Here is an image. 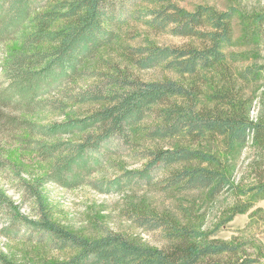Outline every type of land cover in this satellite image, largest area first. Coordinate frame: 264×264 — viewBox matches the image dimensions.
<instances>
[{"label": "trees", "instance_id": "obj_1", "mask_svg": "<svg viewBox=\"0 0 264 264\" xmlns=\"http://www.w3.org/2000/svg\"><path fill=\"white\" fill-rule=\"evenodd\" d=\"M139 3L155 6L140 10ZM236 13L235 8L219 11L203 4L189 11L166 0H0V47L17 41V47L8 48L0 63V177L21 197L20 202L14 201L0 186V210L7 219L0 236L73 251L62 260L23 263L10 260L0 251V264L258 261L241 240H224L215 237L214 231H203L196 216L192 218L196 222L183 223L168 213L137 208L129 211L127 215L138 227L162 232L169 240L163 247L109 230L94 237L83 236L53 220L42 192L48 183L68 189L88 185L106 194L130 186L158 184L161 190L203 191L208 199L228 191H252L248 200L232 206L217 225L237 213L248 212L257 197L264 196V166L256 170L255 186L238 191L212 146L218 139L217 146L225 154L241 151L249 141L264 148V119L251 118L247 100L234 89L235 78L244 83L256 80L262 67L231 69L227 63L242 59L241 54L227 51L234 43L232 20ZM130 19H140L156 32L187 41L165 46L125 45L123 60L139 70L162 67L181 79L142 80L127 67L111 62H105L106 72L89 68L87 63L97 58L102 47L115 41L120 27ZM253 22L247 42L262 34L264 14L257 15ZM216 69L227 87L206 94L203 86L209 79L205 72ZM84 77L95 82L78 87L77 81ZM68 103H93L97 108L73 117L66 113ZM40 113H56L63 119L38 123L33 118ZM145 120L151 123L144 124ZM139 130L149 139L182 136L200 146L137 151L134 136ZM9 142L44 163L42 174L26 178L23 164L13 160L6 149ZM125 149L144 159L141 168L123 170L111 179L92 177L111 156ZM28 203L33 214L22 212ZM20 229L23 232L19 235Z\"/></svg>", "mask_w": 264, "mask_h": 264}, {"label": "rangeland", "instance_id": "obj_2", "mask_svg": "<svg viewBox=\"0 0 264 264\" xmlns=\"http://www.w3.org/2000/svg\"><path fill=\"white\" fill-rule=\"evenodd\" d=\"M175 2L179 6L192 11L197 5H209L219 11L235 8L237 13L232 20L234 43L227 51L239 53L242 59L238 62L228 61L232 67L245 65L261 66L260 75L256 80L248 83L236 79L234 89L239 91V96L247 100L249 116L253 119H264V25L262 34L247 42L245 39L251 35L254 28V18L264 14V0H166ZM147 3H139L140 10L153 7ZM158 6V5H156ZM185 39L172 36L168 33L156 32L146 27L140 19H130L119 29L117 38L111 44L102 47L95 60L87 64L91 70L106 72L105 62L119 64L127 67L142 80H156L165 78L181 79V76L162 67L139 70L128 65L122 56L125 45L140 46L147 44L180 45ZM17 47V41L12 40L0 47V63L4 60L7 49ZM219 70V69H218ZM218 70L205 72L209 81L203 86V90L210 93L214 88L227 87V83ZM188 80V78H186ZM95 79L84 77L77 81V86L85 88L94 83ZM97 108V104L68 103L66 113L70 116H80ZM38 123H49L63 119L56 113H40L34 118ZM151 123L145 120L144 124ZM69 139H77L69 136ZM136 150L147 148L174 147L177 145L186 147H198L199 143H192L182 136H174L169 139H149L144 131H137L134 136ZM212 145L217 156L224 161L232 176V182L238 191L252 188L257 184L256 170L264 166V148L248 142L241 151L223 153L217 146L218 139ZM208 144V143H206ZM5 146V145H4ZM9 155L16 162L23 164L28 179L35 178L45 170V164L39 162L32 153L22 152L17 144H7ZM144 159L131 153L128 149L119 155L110 157L109 163L98 173L93 174L95 179H111L123 170H137L142 167ZM190 165L207 166V163L190 162ZM2 173V172H1ZM0 186L16 202H20L19 193L15 192L5 178L0 177ZM42 192L54 221L70 231L83 236L94 237L103 231L109 230L126 234L130 238L142 241L145 244L163 247L169 240L160 230L147 231L138 227L127 215L134 209L152 213H168L181 222H196L193 216L198 217L203 231H214V236L224 240L237 238L244 242L249 253L257 258L254 264H264V196H258L255 205L246 213H237L231 220L223 225H217L226 215L227 211L241 202H245L251 196L252 191L238 194L233 191L223 192L214 199H208L203 191H182L176 188L161 190L159 185L150 184L142 186H130L116 193H100L88 185H81L68 189L53 183L45 184ZM253 212L250 215V212ZM25 214H33L28 203L22 207ZM195 215H193V214ZM198 223V221H197ZM7 224L4 213L0 210V229ZM23 229L19 230V235ZM0 251L14 262H37L42 260H62L68 258L73 251L50 249L43 243L28 241L24 238H5L0 236Z\"/></svg>", "mask_w": 264, "mask_h": 264}]
</instances>
